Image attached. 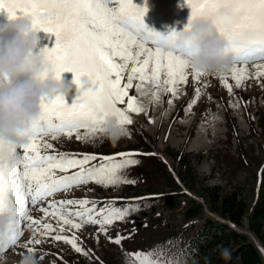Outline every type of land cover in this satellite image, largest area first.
<instances>
[{
    "label": "rangeland",
    "instance_id": "1",
    "mask_svg": "<svg viewBox=\"0 0 264 264\" xmlns=\"http://www.w3.org/2000/svg\"><path fill=\"white\" fill-rule=\"evenodd\" d=\"M144 1H147L149 12L163 15L167 22L181 30L186 26L190 9L184 0ZM4 16H7V13L0 10V17ZM143 19L147 28L159 32L157 25L152 22L156 18L152 19L149 14H145ZM6 21L13 22L9 19L5 20V23ZM38 32L44 36V44L51 49L56 42V36L42 30ZM39 45L41 46L38 43V48L35 49L37 54H40L43 48ZM240 64L235 66H239L237 69L246 68L247 79L239 74L233 75L231 67L220 73L199 74L188 66L186 82L176 86L181 92L179 98L177 95L172 96L164 88L156 89L150 84L146 85L145 91L149 98L138 97L139 100H144L142 105L146 114L127 112L126 97L125 102L118 103L117 106L126 111L132 122L123 128H115L119 133L115 142L110 138L105 125L103 131L96 130L97 134L92 140L83 139V135L91 130L86 128L79 129L70 137L64 133L56 134V139L45 137L53 147L42 148V155L56 153L55 155L65 154L71 158L76 157L72 156L75 151L110 153L126 149H139L142 154L131 157L137 163L118 171L121 182L105 186L90 180L79 187L67 192H58L36 205H31L28 213L33 220L38 221L40 226L48 223L55 231L43 235V229L40 227L33 236L34 228L26 227L29 223L26 220L23 234L17 240L18 248L14 249L15 256H18L17 263L14 264H19L22 257L29 255V248L32 249L31 256L36 258L37 264H142L145 257L137 259L128 255L138 251L154 252L161 260H178L176 246L182 235L180 227L190 221V218H184V211L192 200L202 207V216L193 224L198 226L206 216L220 218L217 212L207 206L203 194L205 188L218 185L222 191H235L251 206L264 176V76L256 75V66L264 65V61L255 60L244 66ZM127 74H124L125 80ZM236 76L241 80L239 87L234 80ZM60 79L71 85L72 91L65 96V102L71 105L77 90L73 83V73H61ZM225 81L231 86V92L222 83ZM136 83L138 81L134 80L133 88L129 90L130 96L137 97ZM169 100L172 102L169 103ZM216 111L221 113L223 121L219 122L220 132L214 135L211 128L214 126L212 118ZM152 117L156 120L153 123V131L149 132L148 126L153 127L152 123L149 124ZM198 127L206 129V135L203 136L205 142L195 147L192 143ZM77 135L81 138L77 139ZM156 150L162 152L170 161V165L174 166L179 178V181L176 180L177 186L173 184L174 177L168 172L167 166L155 156L156 153L152 155ZM184 153L187 162L184 160L182 164L177 161L179 156L174 155ZM79 157L82 155L76 158ZM122 159L120 157L102 162L96 159L85 167L111 166L113 163H121ZM77 169L67 172L58 169L53 171L59 178L71 175L77 172ZM124 179L130 183L122 182ZM152 193L154 195H151ZM116 197H130L132 200H112ZM66 199L90 201L85 207L91 208L95 205L93 218L104 219L111 211L119 212L122 218H114L112 223L103 225L107 234L101 231L100 224H87L80 229L65 226L61 231L57 224L59 217L46 216L41 208H47L50 200L59 202ZM68 208L71 211L81 210L79 205ZM51 211L49 209L50 213ZM73 220L79 222L75 217ZM69 231L77 234L75 238L76 243L81 245L80 252L63 239H54L56 235L71 239L73 236ZM117 235L124 238L119 245L110 242L108 238H115ZM34 239L40 240L41 243H30ZM78 244L77 247H80ZM261 250L264 257V248ZM6 258L10 259L4 255L0 264L11 262Z\"/></svg>",
    "mask_w": 264,
    "mask_h": 264
},
{
    "label": "snow or ice",
    "instance_id": "2",
    "mask_svg": "<svg viewBox=\"0 0 264 264\" xmlns=\"http://www.w3.org/2000/svg\"><path fill=\"white\" fill-rule=\"evenodd\" d=\"M184 3L190 9V16L183 30L187 31L193 20L210 21L224 40L226 53L232 57L233 75L247 79L246 68L237 69L235 65L264 61V0H184ZM0 10L7 13L9 20L27 17L34 31L54 34V46L40 52L51 66V72L44 73L41 78L60 80L61 73L71 72L77 86L71 105L61 95L41 100L39 116L20 133L26 143L16 146L0 142V217H6L5 230L0 233V251H4L16 245L23 220L29 221L26 227L34 228L33 236L40 227L43 235L55 231L48 223L40 226L28 214L29 197L31 204L36 205L90 180L113 185L121 182L118 171L137 163L131 158L135 154L117 153L115 156L123 158L121 163L86 168L85 165L98 158L96 155L85 154L79 158L65 154L42 155V148L53 147L44 138L56 139L58 133L70 137L82 128L103 131L109 118L115 120L117 128H123L132 122L126 111L146 114L138 97L129 95L133 81H138L135 89L140 97L147 95L145 86L148 84L156 89L164 88L175 97L176 86L187 80L186 69L194 53L188 46L177 45L179 32L172 30L163 35L147 28L143 20L147 8L134 4L133 0H0ZM256 67V75L264 76V65ZM125 72L128 73L126 80ZM81 79L89 82L88 90L80 88ZM222 83L231 92V86L226 81ZM240 83L238 78L236 86ZM2 86L4 81H0ZM126 97L125 111L117 104H123ZM76 138L81 137L77 135ZM17 147L23 149L22 156ZM115 156L105 159L114 160ZM77 168L79 171L59 178L53 171L67 172ZM122 182L130 183L126 179ZM89 203L87 199L50 200L48 207L41 211L46 216L59 217L57 224L61 231L65 226L80 229L83 225L100 224L101 231L107 234L103 225L112 223L114 218H122L116 211H111L104 219L93 218L95 205L85 207ZM72 205L81 206V210L71 211L68 206ZM108 238L118 245L124 239L119 235ZM54 239H63L77 252L81 251L75 236L69 239L56 235ZM30 243L41 241L34 239ZM28 252L31 255L32 249ZM128 255L137 259L145 257L142 264H180L179 260H161L151 251Z\"/></svg>",
    "mask_w": 264,
    "mask_h": 264
},
{
    "label": "clouds",
    "instance_id": "3",
    "mask_svg": "<svg viewBox=\"0 0 264 264\" xmlns=\"http://www.w3.org/2000/svg\"><path fill=\"white\" fill-rule=\"evenodd\" d=\"M0 26V142L21 146L26 139L20 135L40 114V103L56 95L67 96L71 85L61 79L41 78L51 66L35 52L37 31L29 18L23 17ZM176 43L193 50L189 68L199 74L220 73L231 65L224 40L217 35L210 21L193 20L187 31H179ZM86 79L80 88L88 90ZM108 133L115 142L119 133L109 122ZM3 221H0L2 223ZM19 264H37L34 256L25 255Z\"/></svg>",
    "mask_w": 264,
    "mask_h": 264
},
{
    "label": "trees",
    "instance_id": "4",
    "mask_svg": "<svg viewBox=\"0 0 264 264\" xmlns=\"http://www.w3.org/2000/svg\"><path fill=\"white\" fill-rule=\"evenodd\" d=\"M174 156L184 163L185 153ZM261 182L251 206L235 191H222L218 185L205 188V202L220 218L206 216L198 226L193 222L202 216V207L192 200L184 211L190 221L180 227L177 244L182 264H264V176Z\"/></svg>",
    "mask_w": 264,
    "mask_h": 264
},
{
    "label": "bare ground",
    "instance_id": "5",
    "mask_svg": "<svg viewBox=\"0 0 264 264\" xmlns=\"http://www.w3.org/2000/svg\"><path fill=\"white\" fill-rule=\"evenodd\" d=\"M133 3L134 4H138L139 6H141V4L140 3H138V0H133ZM5 14V13H4ZM154 23L155 24H157V25H160V26H164L166 29H167V33H169L170 31H172V30H175V31H177V32H179L180 30H176V29H173V28H171L170 26H168L169 24H167L165 21H163V20H161V19H159V18H157L155 21H154ZM37 36H38V43L39 44H41V46L43 47H41L40 45V47L42 48V49H44V48H48L45 44H44V36L40 33V32H38L37 31ZM55 38V37H54ZM39 47V48H40ZM38 48V47H37ZM49 49V48H48ZM41 50V49H40ZM231 56V55H230ZM231 61H232V57H231ZM241 64H243L242 62H241ZM240 64V65H241ZM245 64H243V66H244ZM230 67L232 68V64L230 65ZM236 67V66H235ZM236 68H239V66L238 67H236ZM239 77L238 76H236V77H234V80L236 81L237 79H238ZM181 96V92H180V89L177 87V98H179ZM137 97H140V96H138V94H137ZM144 98H149V94L147 93V95H145L144 96ZM140 101V103L141 104H143V101L142 100H139ZM69 105V104H68ZM217 112V113H216ZM215 113H214V116H213V118H212V124L214 125L212 128H211V131H212V133L215 135V134H217L218 132H220V128H221V126H220V124H219V122L222 120V115H221V113L220 112H218V111H216ZM151 122H149V124H153L154 122H155V117H152L151 119ZM115 121V120H114ZM113 121V119H108V121L104 124L105 125V129L107 130V128H106V126H108V124H109V122H111V124L116 128L117 126H116V123ZM223 121V120H222ZM212 126V125H211ZM153 128H154V124H153V127H149L148 126V131L150 132V131H153ZM97 133H96V131L95 132H93L92 130H89L88 132H86L84 135H83V139H86V140H92L93 138H94V136L96 135ZM206 135V129H205V127H198V131H197V134L195 135V137H194V139H193V145L195 146V147H197V146H199V145H201L203 142H205V140H203V136H205ZM174 143H176V140H174L173 141ZM179 143V142H178ZM207 144V143H206ZM201 147V146H200ZM20 225H22V222L20 223ZM76 244H78V243H76ZM80 247V249H81V245L80 244H78ZM15 247L16 246H13V247H11V245L10 246H8L7 247V253L6 254H4V255H6L7 257L9 256L10 257V259H8V258H6L7 260H9V261H11V262H6V263H3V264H14L15 262H16V260H18L17 259V257L18 256H15L16 254L14 253V249H15ZM3 255V256H4Z\"/></svg>",
    "mask_w": 264,
    "mask_h": 264
}]
</instances>
